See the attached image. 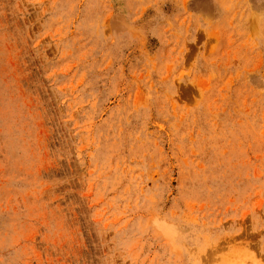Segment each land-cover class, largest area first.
Instances as JSON below:
<instances>
[{"label": "rangeland", "instance_id": "1", "mask_svg": "<svg viewBox=\"0 0 264 264\" xmlns=\"http://www.w3.org/2000/svg\"><path fill=\"white\" fill-rule=\"evenodd\" d=\"M0 264H264V0H0Z\"/></svg>", "mask_w": 264, "mask_h": 264}]
</instances>
